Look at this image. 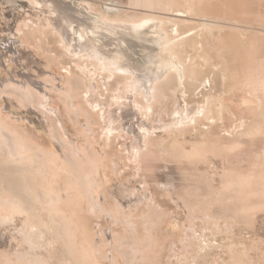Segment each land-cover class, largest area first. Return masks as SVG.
<instances>
[{"label":"rangeland","instance_id":"1","mask_svg":"<svg viewBox=\"0 0 264 264\" xmlns=\"http://www.w3.org/2000/svg\"><path fill=\"white\" fill-rule=\"evenodd\" d=\"M3 46L0 264H264V0H0Z\"/></svg>","mask_w":264,"mask_h":264},{"label":"bare ground","instance_id":"2","mask_svg":"<svg viewBox=\"0 0 264 264\" xmlns=\"http://www.w3.org/2000/svg\"><path fill=\"white\" fill-rule=\"evenodd\" d=\"M7 46H9V49L12 48L10 44L7 45ZM14 48H16V47H14ZM1 49L5 50V49H4V46H3L2 48H0V50H1ZM6 49H7V48H6ZM12 49H13V48H12ZM3 50H2V51H3ZM9 51H11V54L14 55V60L16 61V63H20L19 60H22V59H21L22 56H20V54L22 55L23 53H20V54H19L18 51H17V53H16V51H14V49H13V50H9ZM12 51H13V53H12ZM21 51H22V50H21ZM3 52H4V51H3ZM4 53H5V52H4ZM7 53H8V52H7ZM7 53H6V54H7ZM9 53H10V52H9ZM4 55H5V54H4ZM7 55H8V54H7ZM12 55H11V56H12ZM11 56H10V57H11ZM24 56H25V54H24ZM29 56H30V55H29ZM1 57H4V56H3V53H2V55L0 54V59H3V58H1ZM7 57H8V56H7ZM7 57H6V58H7ZM10 57H9V58H10ZM27 57H28V56H27ZM148 57H149V56H148ZM150 57H151V56H150ZM33 58H35V57H33ZM151 58L153 59V57H151ZM4 59H5V58H4ZM148 59H149V58H148ZM10 60H11V59H10ZM14 60H13V64H15V63H14V62H15ZM25 60H26V59H25ZM6 61H8V60H4L5 64L8 63V62H6ZM150 61H151V60H150ZM150 61H149V62H150ZM35 62H36V61H35ZM0 63H1V62H0ZM10 63H11V62H10ZM10 63H8V64H10ZM36 63H37V62H36ZM38 64H39V63H38ZM40 64H41V63H40ZM0 65L4 67V64H3V65L0 64ZM15 65H16V64H15ZM20 65H21V64H20ZM143 65H145V64H143ZM147 65H148V64H147ZM39 66H40V65H39ZM139 66H141V65L139 64ZM34 67H35V66H34ZM36 67H37V66H36ZM10 68H11V67H10ZM40 68H41V67H40ZM143 68H144V67H143ZM147 68H148V67H147ZM22 69H23V66H22ZM35 69H36V68H35ZM6 70H8V69H6ZM40 70H41V69H40ZM16 71H17V70H16ZM9 72H10V71H9ZM180 76H181V75H180ZM179 81H180V80H179ZM181 81H182V80H181ZM186 117H187V115H186ZM187 119H188V118H187ZM184 120H185V119H184ZM188 121H189V120H188ZM190 122H191V120H190Z\"/></svg>","mask_w":264,"mask_h":264},{"label":"crops","instance_id":"3","mask_svg":"<svg viewBox=\"0 0 264 264\" xmlns=\"http://www.w3.org/2000/svg\"><path fill=\"white\" fill-rule=\"evenodd\" d=\"M6 105V104H5ZM4 104H2L0 106V111L4 114V113H7L8 112V108L5 106ZM3 116V115H2ZM0 127L1 128H8L9 127V119H4V118H1L0 119Z\"/></svg>","mask_w":264,"mask_h":264}]
</instances>
